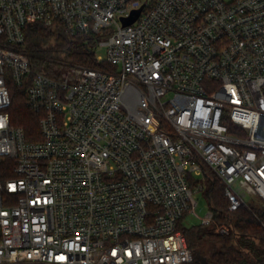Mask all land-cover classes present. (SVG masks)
Listing matches in <instances>:
<instances>
[{"label":"built area","instance_id":"1","mask_svg":"<svg viewBox=\"0 0 264 264\" xmlns=\"http://www.w3.org/2000/svg\"><path fill=\"white\" fill-rule=\"evenodd\" d=\"M37 23L106 38V68L35 70ZM209 178L231 213L264 205V0H0V264H194L180 223Z\"/></svg>","mask_w":264,"mask_h":264},{"label":"trees","instance_id":"2","mask_svg":"<svg viewBox=\"0 0 264 264\" xmlns=\"http://www.w3.org/2000/svg\"><path fill=\"white\" fill-rule=\"evenodd\" d=\"M99 38L95 35L71 37L60 26L49 28L37 23L26 29L25 50L35 70L43 68L50 73L52 64L105 69L104 63L97 62ZM9 88L12 124L23 129L27 141H41V114L28 106L26 86L10 84ZM3 177L7 179L11 174ZM207 184V202L216 222L230 225L232 232L229 236L215 235L211 227L202 225L186 230L184 234L194 264H264V207H252L254 213L247 208L231 213L219 181L209 178Z\"/></svg>","mask_w":264,"mask_h":264},{"label":"rangeland","instance_id":"3","mask_svg":"<svg viewBox=\"0 0 264 264\" xmlns=\"http://www.w3.org/2000/svg\"><path fill=\"white\" fill-rule=\"evenodd\" d=\"M99 41L100 42H104L106 41V38H99ZM96 53L98 56L102 57V58H106L107 57V48L105 46H99V44L97 45L96 47ZM78 67V66H71V65H61V66H56L54 64L51 65V70H50V73L41 68L40 70L38 71H41L45 74H48L51 76H55V77H71L72 75H75L76 74V71H75V68ZM207 189H208V184L206 183L205 184V190L203 192H199V193H195L194 194V197H195V200L198 202V207L196 209V212H197V215H194V214H187L185 216V218L182 220V231L185 232L186 230H190L194 227H197V226H200L201 225V218L204 217L208 211H209V205H208V202H207ZM249 204L252 206V207H260L264 205L259 201V200H249L248 201Z\"/></svg>","mask_w":264,"mask_h":264},{"label":"water","instance_id":"4","mask_svg":"<svg viewBox=\"0 0 264 264\" xmlns=\"http://www.w3.org/2000/svg\"><path fill=\"white\" fill-rule=\"evenodd\" d=\"M141 10L133 12L132 16L128 19H123L124 25H131L140 15Z\"/></svg>","mask_w":264,"mask_h":264}]
</instances>
